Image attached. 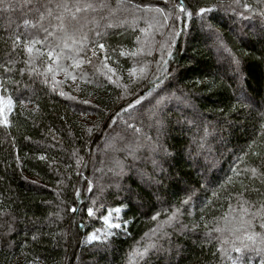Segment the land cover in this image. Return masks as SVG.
I'll list each match as a JSON object with an SVG mask.
<instances>
[{"label":"trees","instance_id":"obj_1","mask_svg":"<svg viewBox=\"0 0 264 264\" xmlns=\"http://www.w3.org/2000/svg\"><path fill=\"white\" fill-rule=\"evenodd\" d=\"M137 2L164 11L141 12L135 25L110 29L107 53L98 51L91 64L73 68L71 60H62L67 75L58 73L55 87L51 74L45 83L43 76L27 71L22 44L12 52L16 34L22 41L28 33L41 34L25 30L20 10H0V65L14 61L12 71L0 67V80L15 101L8 124L0 122V264H143L134 250L154 242L167 251L153 253L150 264H230L217 251L218 241L208 242L206 233L224 227L221 217L229 213V203L236 207L235 194L242 187H262L232 169L264 167V25L258 16L243 19L238 13L244 10L236 4L235 11L218 8L203 20L194 16L181 22L168 16L179 0ZM184 2L191 10L220 0ZM243 3L264 10V0ZM180 28L173 43L171 33ZM121 50L129 54L122 56ZM105 54L115 75L103 68ZM46 59L37 58L38 71ZM164 60L168 74L153 87ZM141 67L147 68L145 76H130L135 68L139 77ZM21 68L26 69L22 75ZM158 93L189 98L187 105L175 98L165 102L171 124L160 140L171 155L160 184L156 180L162 174L153 160L163 162L162 153L143 147L133 157L123 150L128 143L135 145L133 130L119 118L108 126L121 106L142 95L133 123L154 141L156 126L148 110ZM120 116L127 119V113ZM139 139L148 143L143 134ZM185 185L199 197L188 204L181 203L189 196L181 191ZM251 196L256 198L254 192ZM88 207L94 209L91 217ZM109 212L119 228H110L102 218ZM173 213L177 218L169 223ZM90 234L101 239L90 241Z\"/></svg>","mask_w":264,"mask_h":264},{"label":"snow or ice","instance_id":"obj_2","mask_svg":"<svg viewBox=\"0 0 264 264\" xmlns=\"http://www.w3.org/2000/svg\"><path fill=\"white\" fill-rule=\"evenodd\" d=\"M234 4L240 5L243 8L244 11L238 13L243 19H253L258 16L261 19L262 25H264V10L257 12L250 4H241V0H230L227 4L224 3V0H220L219 3L208 6H197L191 10L185 5L184 0H179L178 3L173 5L176 11H170L168 16H172L175 20L181 22L185 19L190 21L194 16L203 20L207 14L212 13L218 8L235 11L232 7ZM17 9L26 17L23 19L25 30L27 31V28L31 27L37 29L41 35L33 36L31 33H28L22 41L21 35L16 34L14 39H12V52H15L16 48L22 44L23 50L27 54V58L24 60V63L28 66L27 71L30 74L43 76L45 83L48 82V74H51L53 87L59 83L56 80V75L61 70L65 73L68 71L60 63L62 60H71L73 68H80L85 63L91 64L92 58L97 57L98 51L107 53L108 45L106 38L109 35L110 29L122 27L129 22L135 25L137 20L140 19L137 15L138 13H162L164 11L158 7L153 8L150 4L139 3L137 0H16L15 3H12L11 0H0V10L11 12ZM168 16H165V20L168 19ZM151 19L154 21L155 17L153 16ZM148 27H152L151 22L148 23ZM211 27L209 25V28ZM17 28H19V25H17ZM140 31L146 32L147 29L142 28ZM182 31L183 28H180L175 29L171 33L173 43L175 37L181 35ZM262 31H264V28H262ZM137 40H139V37H137ZM36 45H41L42 47H36ZM112 51H115V49H112ZM128 54L124 50L120 51V55L122 56ZM135 54V52L131 53V55ZM167 55L171 57V47H169ZM38 57L47 58L44 62V68L41 71H38L39 65L36 63ZM109 59L110 57L105 54L103 57V68L115 75L116 69L110 67L107 63ZM234 62L239 65V60H235ZM13 63L14 61L10 59L8 64L0 65V67H3L5 72H9L12 71L10 65ZM167 64L168 61L164 60L161 68L158 69L162 75L155 77L152 82L153 87H159L162 82V76L168 74ZM25 70L24 68L19 69L21 75ZM139 73L140 76L137 77V70L135 68L129 70L131 77L139 79L146 75L147 68L141 67ZM72 79L75 80L76 76H72ZM107 79L112 80V76H107ZM112 82L115 83L116 81ZM124 88L127 91L128 85L125 84ZM7 93L8 88L5 82L0 80V122L4 124H8V115L15 107L13 97ZM59 94L61 96L66 95L63 91H60ZM129 94L134 95L132 93ZM69 98L75 99V97ZM173 98L186 105L189 103V98L184 95L176 97L175 94L164 96L158 93L155 104L148 110V119L154 120L156 126L157 136L154 141L147 134L143 133L142 127H137L133 123L140 113L137 105H141L142 95L135 96L126 105L121 106L120 112L127 113V119L121 117L120 112L109 117V128L115 125L117 118H119L136 135L135 145L133 146L131 143H128L123 149L128 151L129 155L135 157V152L143 147L149 148L152 152L162 153L161 160L163 162L153 160L154 167L158 168L162 174L156 180L158 184L162 183L165 179L163 174L166 170L163 165L167 163V157L171 155L164 144L161 143L160 137L167 131L168 126L171 124L168 112L164 108L165 102ZM83 103H88V101L85 100ZM95 127H98V125H95ZM91 131L92 129L89 128L88 132L91 133ZM141 134H143L144 140L148 142L147 144L140 142L139 137ZM117 137L120 140H124V137L119 133H117ZM115 139L116 137H113V140ZM116 150L120 151L121 149L117 148ZM172 158L174 159L175 157L173 156ZM170 168L171 165H169ZM122 171L123 169H121V173ZM232 171L237 177H243L245 180H250L253 183L260 181L262 187L256 188L251 184L242 187V190L235 194L238 198L236 207H233L232 203H229V213H225L221 217L225 222L224 227L216 226L209 229L206 237L208 238V242H211L213 239L218 241L217 251L220 253L221 258H226L230 264H264V167H250L243 170L233 168ZM205 179L207 180V177ZM228 180L231 181L232 177H229ZM196 183L200 186L199 181ZM208 183H211V181L208 180ZM88 190H92L91 181L88 182ZM181 191L189 194L188 199L181 201L182 204H188L193 197L199 198L196 196V189L191 188L190 185H185ZM253 192L256 194L255 199L251 196ZM213 195L215 196L216 193L214 192ZM93 203L95 204V201ZM71 210L73 212L76 211L75 208ZM115 211L119 212L120 209L117 208ZM177 212H179V209H177ZM93 213V207H88V216H93ZM110 217L111 212L102 218L110 228H119V224H112L110 222ZM176 218L177 213H173L169 217L168 222L170 223ZM186 227V225H182V229ZM193 227H196V225H193ZM8 230L12 231L11 225ZM213 232L218 235L213 237ZM33 238L35 239V237ZM164 238H167V233L164 234ZM88 239L90 241H97L101 237L96 234H90ZM160 251L167 250L163 248V245L154 242L145 246L142 251L139 249L134 250L133 254L142 260L143 264H150L152 254L159 253ZM233 253L236 255L233 256Z\"/></svg>","mask_w":264,"mask_h":264},{"label":"rangeland","instance_id":"obj_3","mask_svg":"<svg viewBox=\"0 0 264 264\" xmlns=\"http://www.w3.org/2000/svg\"><path fill=\"white\" fill-rule=\"evenodd\" d=\"M59 73H60V74H64L65 76L67 75V73H65V72L62 71V70H61ZM154 191H155V190H154ZM159 202L161 203V201H159ZM159 205H160V204H159ZM110 222H111V220H110Z\"/></svg>","mask_w":264,"mask_h":264}]
</instances>
